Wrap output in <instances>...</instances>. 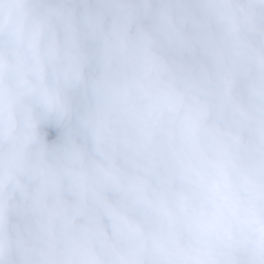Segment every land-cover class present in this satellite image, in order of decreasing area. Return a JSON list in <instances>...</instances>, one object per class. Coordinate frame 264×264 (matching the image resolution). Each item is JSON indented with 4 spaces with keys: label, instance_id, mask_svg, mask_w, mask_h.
I'll use <instances>...</instances> for the list:
<instances>
[{
    "label": "clouds",
    "instance_id": "1",
    "mask_svg": "<svg viewBox=\"0 0 264 264\" xmlns=\"http://www.w3.org/2000/svg\"><path fill=\"white\" fill-rule=\"evenodd\" d=\"M0 264H264V0H0Z\"/></svg>",
    "mask_w": 264,
    "mask_h": 264
}]
</instances>
